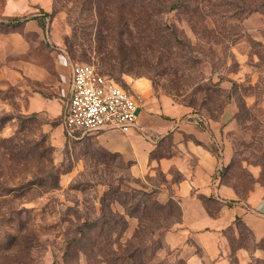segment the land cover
Masks as SVG:
<instances>
[{"label":"rangeland","instance_id":"374dc122","mask_svg":"<svg viewBox=\"0 0 264 264\" xmlns=\"http://www.w3.org/2000/svg\"><path fill=\"white\" fill-rule=\"evenodd\" d=\"M167 1L0 0V264H189L165 237L182 219L175 194L188 176L171 162L181 143L211 152L218 194H264V0ZM77 61L181 130L138 129L166 163L143 171L100 131L69 134L60 90ZM29 63L56 72L58 86L32 78ZM34 93L56 96L58 113L30 111Z\"/></svg>","mask_w":264,"mask_h":264},{"label":"crops","instance_id":"0c3cea01","mask_svg":"<svg viewBox=\"0 0 264 264\" xmlns=\"http://www.w3.org/2000/svg\"><path fill=\"white\" fill-rule=\"evenodd\" d=\"M12 36L15 43L22 40L21 34ZM29 64L23 65V67L32 78L44 81L43 83L47 85L52 82L51 87L54 89L58 86L57 83L60 80L57 79L56 72H53V76L50 78L51 75L46 68L37 64ZM59 64L61 66L58 65L56 69L61 72L64 70L65 64L63 61ZM69 76L71 78V71ZM60 91L66 97V88H62ZM60 104L56 101V96L49 97L42 93H34L31 96L29 110L46 111L53 115L58 113ZM172 122L162 116L143 115L139 111L138 127L130 132H122L112 126L98 130L100 132L97 136L108 150L119 152L126 159L135 160L136 168L145 171L156 163H166L167 159L166 157L151 158L152 148L149 145H152V142L139 134V127L142 126L152 135L159 136L157 133H160L161 138H165L170 129L180 130L172 127ZM85 134L87 133H82V135ZM183 145L184 143L180 144L181 155L171 159V162L178 161V165L188 176L181 182L179 194H175L182 207V219L167 232L165 236L167 242L178 248L181 256L189 264H233L234 262L237 264H258L260 261L264 262V194H250L245 199H235V197L237 198L236 194H218L217 184L215 187L207 184L210 182V174L215 168L212 154L196 145L192 148V152L199 156L196 170L199 168V172L204 171L206 178H203L202 181H197L194 176L191 178L192 171L185 162L190 158L186 159L185 154H189L192 158L195 156L191 154L192 152L189 153L187 148L184 153ZM206 157L212 159L207 171L202 169ZM194 185L196 188L193 189Z\"/></svg>","mask_w":264,"mask_h":264},{"label":"built area","instance_id":"2783aa9c","mask_svg":"<svg viewBox=\"0 0 264 264\" xmlns=\"http://www.w3.org/2000/svg\"><path fill=\"white\" fill-rule=\"evenodd\" d=\"M63 123L69 132H95L115 126L122 132L138 127L142 96L100 71L94 64H72Z\"/></svg>","mask_w":264,"mask_h":264},{"label":"trees","instance_id":"16d2710c","mask_svg":"<svg viewBox=\"0 0 264 264\" xmlns=\"http://www.w3.org/2000/svg\"><path fill=\"white\" fill-rule=\"evenodd\" d=\"M164 1H167V0H164ZM173 1V0H172ZM175 1V0H174ZM167 2H169V0L167 1ZM183 2V0H176V2H173L172 3V5H171V7H176V6H178L179 7V5L181 4ZM164 4H165V2H164ZM18 238V237H17ZM19 238H21V239H26V238H28V239H30V242L31 243H36L38 240H40V236H39V234H38V232L36 231V230H32V231H30V234L27 236V235H24L23 233H22V230H21V232H20V235H19ZM27 247V246H26Z\"/></svg>","mask_w":264,"mask_h":264}]
</instances>
